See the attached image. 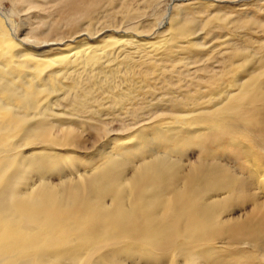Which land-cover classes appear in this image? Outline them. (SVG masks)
<instances>
[{
	"label": "bare ground",
	"instance_id": "bare-ground-1",
	"mask_svg": "<svg viewBox=\"0 0 264 264\" xmlns=\"http://www.w3.org/2000/svg\"><path fill=\"white\" fill-rule=\"evenodd\" d=\"M167 1L0 0V264H264V21Z\"/></svg>",
	"mask_w": 264,
	"mask_h": 264
},
{
	"label": "rangeland",
	"instance_id": "rangeland-1",
	"mask_svg": "<svg viewBox=\"0 0 264 264\" xmlns=\"http://www.w3.org/2000/svg\"><path fill=\"white\" fill-rule=\"evenodd\" d=\"M193 1H196L197 2V4L195 5V6H197L196 8H194L193 6H192V8L190 7V5H189V10H195V9H197L200 5V2H206L207 0H193ZM168 3H169V0L167 1ZM246 5H245V4ZM244 3H242L241 4V6H239V7H229V8H224L223 10H225V9H227V10H225V11H228V12H224V11H222V12H224L225 14H228V15H232V16H241L242 15V17H246V16H252L253 15V17H258L259 19H263V21H264V0H246ZM173 4V1L170 3V5L169 6H171ZM247 6V7H246ZM6 7H9V6H7L6 5ZM166 7H168V6H166V5H162V7H160V8H158V9H153V8H146V7H144L143 9H146L147 10V14H146V18L144 17L143 18V20L141 21V23L143 24V25H146L147 24V26H150L151 27V25H153L151 28H157V26H158V23H159V17H162V15L164 14V9L166 8ZM187 8H188V6H187ZM241 8V9H240ZM232 9H234V10H232ZM239 10H241V12H239ZM248 10V11H247ZM229 11H230V13H229ZM235 13H234V12ZM239 12V14H237ZM231 13H233V14H231ZM241 14V15H240ZM244 15H246V16H244ZM15 21H17L18 20V18H16L15 17V19H14ZM150 21V22H149ZM144 22H146V23H144ZM149 23V24H148ZM156 25V26H155ZM166 26L168 25V22H166V24H165ZM165 26V27H166ZM164 27V28H165ZM247 32H248V34H246L247 36V38H248V35H249V39H252V38H254L253 40H255V41H257L258 39H259V35H257V33H254V32H252V31H248V30H246ZM252 32V33H251ZM215 34H216V36H214L213 34H210V36L209 37H207L206 38V36H208L209 34H207V32H204V33H202V37L203 36H205L204 37V39H201V41H205L204 43L207 45V46H209V47H215V45H220L219 43H221V42H219L218 41V39H220V38H216V37H221V39L222 38H225V37H222L223 36V34L224 33H222L221 31H219L218 33L217 32H215ZM217 34H218V36H217ZM252 36V38H251V36ZM154 36V35H153ZM234 38V37H233ZM206 39V40H205ZM238 40L240 41V43L242 42H244V43H247V41H241L239 38H238ZM210 41V42H209ZM239 43V42H238ZM241 43V44H242ZM211 49V48H210ZM195 52H192L193 54H195V53H197L198 52V50H196V49H193ZM197 51V52H196ZM214 53V51H209V50H207V53ZM180 54V57L181 58H178V55ZM181 54H182V56H181ZM193 54H187V52L185 51V49L184 50H181V52L180 53H178V55H177V58L175 57V59H177L178 60V62H185L186 60H188V61H190V59H188V58H186V57H188V56H191V58H193V56L195 57V55H196V58L198 59L200 56L198 55V54H195V55H193ZM205 56H206V54H205ZM186 58V59H185ZM183 59H185V60H183ZM201 59V58H200ZM200 59H198V60H200ZM197 60V61H198ZM191 61H194V59L192 60L191 59ZM182 62V63H183ZM168 67H169V69H172L173 68V66H172V64H169L168 65ZM184 67V68H183ZM182 68V69H181ZM181 69V70H180ZM188 69H189V67H187V68H185V64L183 63L182 65L180 64H178V67L176 68V70H180V71H182V72H186V71H188ZM193 70H194V68H192ZM196 69V68H195ZM175 73V72H174ZM171 74H173V73H171ZM170 74V75H171ZM172 77H173V79H175L174 77L176 76V74H173V75H171ZM154 84V83H153ZM158 85H161L160 83L159 84H155V86H156V88H161V89H159V91L160 90H162L163 89V85H161V87H159ZM176 90H179V89H176ZM165 91H168V90H165V89H163V91H160V95L159 96H161L162 95V93H164Z\"/></svg>",
	"mask_w": 264,
	"mask_h": 264
}]
</instances>
